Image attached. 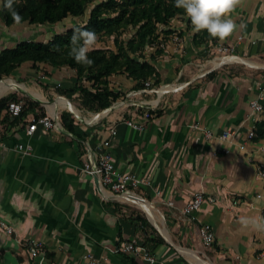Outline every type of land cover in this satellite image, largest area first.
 <instances>
[{
    "label": "crops",
    "instance_id": "1",
    "mask_svg": "<svg viewBox=\"0 0 264 264\" xmlns=\"http://www.w3.org/2000/svg\"><path fill=\"white\" fill-rule=\"evenodd\" d=\"M232 19L237 25L232 36L220 41L207 34L202 42L186 14L172 19V32L160 33L162 42L155 45L160 49L152 61L158 85L134 94L133 80L111 75L108 88L119 96L99 112L82 106L78 92L58 93L74 85L75 72L68 67L41 63L33 68L27 61L6 77L44 101L20 89L0 95L38 103L15 125L0 122V220L13 229L0 231V264H82L87 253L102 256L105 264H264V228L252 223L264 225V140L247 138L246 119L250 101L264 85L254 63L264 60V0H244ZM59 23L7 26L0 0V52L22 41L46 42L73 25L50 30ZM225 56L240 60L223 61ZM145 110L151 112L147 119ZM63 111L72 115L74 133L63 127ZM41 112L53 118L54 127L38 126L26 137L29 118ZM225 130L234 135L221 139ZM104 141L116 169L145 181L133 191L150 206L143 211L163 239L154 251L143 246L154 262L115 251L123 240L142 244L145 235H154L142 232L117 196L84 171ZM16 143L29 144L31 152L22 154ZM197 192L205 200L193 214H184L182 208ZM157 215L165 219L164 232ZM164 224L169 240L163 237ZM204 224L214 234L207 250L198 236ZM30 240L41 242L38 255H29Z\"/></svg>",
    "mask_w": 264,
    "mask_h": 264
},
{
    "label": "trees",
    "instance_id": "2",
    "mask_svg": "<svg viewBox=\"0 0 264 264\" xmlns=\"http://www.w3.org/2000/svg\"><path fill=\"white\" fill-rule=\"evenodd\" d=\"M13 8L22 16V22L31 24H55L66 18L83 19L53 34L46 42L22 41L12 48L3 49L0 52V79L11 75L27 61L31 62L33 68L41 63L54 68L68 67L75 72L74 85L57 89L58 93L70 97L78 92L81 105L96 112L110 106L119 96L118 92L108 88L107 79L111 75H125L133 80L132 88L136 90L143 88L144 83L151 79V86L158 85L156 69L152 64L154 53L160 52L156 46L162 41L158 37L160 33H171L172 19L185 14L182 9L175 7V0H15ZM1 12L5 25L14 23L10 12L3 8V0ZM78 28L93 31L97 37H112L114 48H94L88 53L94 63L90 67L78 64L70 55L71 37ZM128 30L131 31L130 35L122 37ZM207 34L206 31L196 32L199 37L197 42L204 41ZM10 101L20 99L13 93L0 97V114ZM35 106L38 103L26 99L19 116L12 117L5 113L0 122L7 121L8 125H15ZM37 116H44V112ZM60 120L66 130L75 132L73 117L69 112H61ZM254 133L255 141L264 140V117L255 124ZM134 220L143 229L145 221L137 216ZM162 242L160 236L145 235L141 245L154 251Z\"/></svg>",
    "mask_w": 264,
    "mask_h": 264
},
{
    "label": "built area",
    "instance_id": "3",
    "mask_svg": "<svg viewBox=\"0 0 264 264\" xmlns=\"http://www.w3.org/2000/svg\"><path fill=\"white\" fill-rule=\"evenodd\" d=\"M176 41H179V36L174 37ZM152 81H146L144 83V87L138 89L132 93H142L148 92V89L153 88L151 86ZM155 91H161L162 88L157 87L154 89ZM263 102H264V85L259 86L258 95L252 99L249 103V111L247 115V121L249 122V129L247 131V138L253 139L255 136L254 129L255 124L260 121L263 114ZM139 106L149 107V104L141 102L138 104ZM23 110V102L20 101H10L6 107V111L12 116L16 117L21 114ZM143 117L145 119L149 118V110H145L143 113ZM127 124L133 126L134 128L141 129L142 126L140 124L133 123L132 121H127ZM38 126H41L44 130H48L54 127V120L50 116H37L33 115L29 118L28 124L24 129V135L26 137H30ZM194 128L199 129L197 125H193ZM115 131L112 130V133ZM203 134L207 139L212 137V134L203 130ZM234 135V132L231 130H225L220 134L221 139H229ZM108 141H104L101 143L99 150L94 154L92 158H90L84 164V171L91 175L97 176L100 180L102 186L107 188L110 192L117 193L115 196L120 197L122 199L128 200L126 197L131 195H137L133 189L145 181L141 179L136 173L131 172H120L114 166L112 161V157L105 148L108 146ZM1 145V143H0ZM243 148V145L240 146ZM15 149L22 154H29L31 152V147L29 144L16 143ZM263 170L260 171L262 173ZM139 196V195H137ZM142 200L141 196H139ZM205 200V197L202 192L195 193L190 200L186 202L184 207L182 208V212L186 215H191L193 212L198 210L202 202ZM0 231L10 234L13 232V229L10 225L6 224L2 220H0ZM198 236L204 245H211L214 242V234L210 229L209 225L204 224L199 227ZM42 250V244L36 240H30L27 243V251L30 256H35L40 253ZM115 251L129 253L132 255H141L143 259L154 262L155 258L139 243L134 240H123L120 242L119 246L116 247ZM82 264H105V259L102 256H96L92 253H87Z\"/></svg>",
    "mask_w": 264,
    "mask_h": 264
},
{
    "label": "clouds",
    "instance_id": "4",
    "mask_svg": "<svg viewBox=\"0 0 264 264\" xmlns=\"http://www.w3.org/2000/svg\"><path fill=\"white\" fill-rule=\"evenodd\" d=\"M14 2L3 0V8L10 12L15 24H20L22 16L13 8ZM243 3L244 0H175V7L184 11L194 32L206 31L209 36L224 41L237 30L232 14ZM97 42L95 32L78 28L71 37L70 55L78 64L90 67L94 61L89 59L88 53L94 50ZM242 223L248 226L250 222L245 219ZM252 223L257 228H264L260 223Z\"/></svg>",
    "mask_w": 264,
    "mask_h": 264
},
{
    "label": "rangeland",
    "instance_id": "5",
    "mask_svg": "<svg viewBox=\"0 0 264 264\" xmlns=\"http://www.w3.org/2000/svg\"><path fill=\"white\" fill-rule=\"evenodd\" d=\"M82 19L66 18L63 21H61L59 24L54 25V27H50V30H52V31H60L64 27H66L67 25H71V24H74L76 22H80V21H82ZM130 32L131 31H129V30L126 31L123 34L122 37L129 36ZM97 38H98V42H97V45L95 46V48H103V49H113L114 48L112 37L101 36V37H97ZM221 56L222 55L219 54L218 57H216L215 59H218ZM254 63H256L258 65V68L256 69L257 72H260V73L264 74V60H257V61H254ZM6 77H8V76H6ZM6 77L1 78L0 81L1 80H6L7 79ZM13 83H15V84H13ZM6 84L7 85L8 84H13V85H10L7 90H9V89H20L23 93L26 92L27 94L31 95L33 98H36L35 96L39 94V93H37L35 91H31V90H27V89L21 88V86L17 82L13 81L12 79H8L6 82L2 83V85H6ZM32 86L34 88L38 89V87L35 84H33ZM23 99L26 100V97H24ZM37 100H39V99H37ZM63 101L66 102V100H63ZM54 103H56V101ZM80 103H81V101H80ZM262 117H264V114H262ZM113 194L115 196L117 193L113 192ZM116 199H119L122 202V204L127 208L126 210H128V212L131 215H133L134 217L137 216V217H139V218H141V219H143L145 221V223H144L145 226L143 227L142 232H146L147 234H150V235L153 234L154 237L160 236V234L158 233L157 229L152 225V223L150 222L149 218L147 217V213L144 212L143 209L140 206H138L134 201L122 199L120 197H117ZM157 216L159 217V215H157ZM162 221L165 223V219L159 217L157 224H158V227H159L160 231L164 232L163 227H162ZM164 229H165V233L163 234V237L166 238L167 240H169V233L167 231V228L165 227V224H164ZM202 245H201V248L203 250H207V245H205V246H204V244H202ZM176 249L178 250L179 253H181L183 255V253L180 251V248L178 246H177ZM199 255H200V257L202 259H206V257L203 254L199 253Z\"/></svg>",
    "mask_w": 264,
    "mask_h": 264
},
{
    "label": "bare ground",
    "instance_id": "6",
    "mask_svg": "<svg viewBox=\"0 0 264 264\" xmlns=\"http://www.w3.org/2000/svg\"><path fill=\"white\" fill-rule=\"evenodd\" d=\"M231 61V60H236V61H238V60H240L239 58H235V57H231V56H225V58H224V60L223 61ZM13 84H15V83H13ZM13 84H6V85H2V84H0V95H2L7 89H8V87L10 86V85H13ZM37 99H39L40 101H44V99H43V97L41 96V95H36L35 96ZM36 98H34V99H36ZM60 104V103H59ZM64 105L65 103H61V105ZM55 105H58V104H51L50 106L51 107H54ZM127 199H131L132 201H134L138 206H140L142 209H144L145 211H147V212H149V210H150V206L146 203V202H144V201H142L140 198H138V197H136L135 195H131V196H127L126 197Z\"/></svg>",
    "mask_w": 264,
    "mask_h": 264
}]
</instances>
